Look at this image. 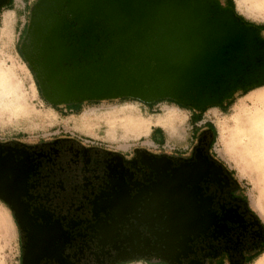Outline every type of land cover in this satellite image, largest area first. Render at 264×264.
Here are the masks:
<instances>
[{
  "label": "flooded vegetation",
  "instance_id": "obj_1",
  "mask_svg": "<svg viewBox=\"0 0 264 264\" xmlns=\"http://www.w3.org/2000/svg\"><path fill=\"white\" fill-rule=\"evenodd\" d=\"M142 1L164 8L193 1L210 22L216 66L193 89L192 102L121 95L52 103L47 99L48 78L38 64L44 48L31 56L23 48L36 11L48 16L59 28L58 37L78 56L79 65L69 61L60 66L62 74L101 60L108 43L118 42L117 34L103 20L80 23L68 1L37 0L32 5L20 0L14 11L19 53L49 105L76 113L86 103L103 100L132 99L148 107L170 102L188 108L193 118L206 107H224L237 90L264 85V39L259 35L264 26L237 15L231 0H225L223 8L217 0ZM14 7V0H0V11ZM206 96L218 97V103L201 107L199 98ZM207 127L206 132L196 130L199 146L188 160L143 151L127 160L102 148H85L73 135L34 147L18 139L0 145V188L9 201L0 200L19 229L20 264H207L225 253L239 264L251 256L246 257V251L264 249V228L246 200L233 195L239 186L232 174L208 155L214 134ZM173 192L180 197L172 201L168 197ZM171 215L181 225V234L173 236L167 227Z\"/></svg>",
  "mask_w": 264,
  "mask_h": 264
},
{
  "label": "water",
  "instance_id": "obj_2",
  "mask_svg": "<svg viewBox=\"0 0 264 264\" xmlns=\"http://www.w3.org/2000/svg\"><path fill=\"white\" fill-rule=\"evenodd\" d=\"M61 1L69 2V11L80 23L103 20L104 26L117 34L118 42L108 43L101 60L93 61L84 70L62 74L60 66L69 61L79 65L78 56L58 37L59 28L38 9L23 48L28 56L44 48L43 60L38 64L41 74L48 78L51 94L47 99L52 103L121 95L145 101L170 96L191 103L193 89L216 66L213 30L193 1L165 8L142 0ZM199 100L201 107L218 103V97ZM0 197L9 201L1 188ZM179 197L178 192H173L168 198L173 201ZM156 198L158 201V194ZM174 216L167 225L173 236L183 232ZM156 222L161 224L159 217Z\"/></svg>",
  "mask_w": 264,
  "mask_h": 264
},
{
  "label": "clouds",
  "instance_id": "obj_3",
  "mask_svg": "<svg viewBox=\"0 0 264 264\" xmlns=\"http://www.w3.org/2000/svg\"><path fill=\"white\" fill-rule=\"evenodd\" d=\"M37 0H28L34 5ZM220 7H225V0H217ZM245 0H234V11L245 21L264 26V17L248 15L241 11V5ZM259 5L264 6V0H255ZM14 8H5L0 11V17L9 12L17 11L20 7L18 0H14ZM260 38L264 39V31H260ZM35 82V77H33ZM31 84L23 86L9 80L4 72L0 70V129L9 119L10 111H22L26 102ZM38 90V89H37ZM232 104L224 111L221 106H211L208 112H223V118L217 121L198 120L192 122V112L188 108H182L179 104H167L162 102L157 108L167 107L178 112L187 114V134L176 139H169L165 135L162 143L153 140L149 146L147 143L126 139L123 135L119 138L109 137L107 134L98 138V142L92 143L87 138L73 136L79 139L85 148H102L104 151L117 153L124 159L132 160L137 151L147 152L154 157H169L191 159L199 146V139L196 138L197 129L202 132L208 131L209 123L214 127V137L208 148V155L228 173L239 186L233 195L246 200L249 211L256 217L258 226L264 228V85L254 86L247 90H237L233 93ZM48 104L47 101H45ZM139 103V102H137ZM247 105L248 107H243ZM51 106V105H49ZM30 125L22 121L20 131L15 137L0 135V145H7L18 139L20 143L27 146H37L41 142H50L49 137L34 138L29 135ZM19 237V229L17 230ZM225 255V264H231L230 259ZM252 255L250 264H264V249L253 250L252 253L245 252V256ZM0 264H8L0 258ZM18 264V258L12 262Z\"/></svg>",
  "mask_w": 264,
  "mask_h": 264
},
{
  "label": "rangeland",
  "instance_id": "obj_4",
  "mask_svg": "<svg viewBox=\"0 0 264 264\" xmlns=\"http://www.w3.org/2000/svg\"><path fill=\"white\" fill-rule=\"evenodd\" d=\"M241 11L248 15L264 17V6L255 0H245L241 5ZM16 19L13 12H9L5 15L4 24L0 28V70L22 89L25 85L32 86L22 111L9 110V119L0 129V134L15 137L20 131L22 121L30 125L29 135L34 138L73 135L98 142V138L107 134L115 138L123 135L126 139L147 143V134L155 125L164 127L169 139L187 134V114L167 107L157 108L162 102L154 107H148L132 99L103 100L86 103L76 113L63 108L58 110L46 104L33 82L32 72L19 53L18 32L14 27ZM222 118L223 112L206 110L202 119L219 122ZM192 122H195L194 118ZM17 230L11 210L0 200V258L8 261V264H12L17 258L20 264V241Z\"/></svg>",
  "mask_w": 264,
  "mask_h": 264
},
{
  "label": "crops",
  "instance_id": "obj_5",
  "mask_svg": "<svg viewBox=\"0 0 264 264\" xmlns=\"http://www.w3.org/2000/svg\"><path fill=\"white\" fill-rule=\"evenodd\" d=\"M18 2L20 3V0H18ZM12 12H13V17L15 16V18H16L15 12L14 11H12ZM4 19H5V16H3L2 23L0 24V28L4 24ZM165 135H166V132H165L164 127H162L161 125H155L154 127H151L150 131L147 134V136H148L147 143L150 146L153 145L152 144L153 140L162 143ZM228 259H230L231 264H238V262L235 259H231L230 257H228ZM252 259H253V256L251 255L250 257L247 258V260L245 262H242L239 264H250ZM133 264H143V263L139 262V263H133ZM155 264H163V263L157 262ZM207 264H225V255L218 256L214 261H209Z\"/></svg>",
  "mask_w": 264,
  "mask_h": 264
},
{
  "label": "trees",
  "instance_id": "obj_6",
  "mask_svg": "<svg viewBox=\"0 0 264 264\" xmlns=\"http://www.w3.org/2000/svg\"><path fill=\"white\" fill-rule=\"evenodd\" d=\"M232 2H233V5H234V0H231ZM235 6V5H234ZM257 86V85H256ZM252 87H254V86H252ZM252 87H249V88H247V89H245V90H243V91H247V90H249L250 88H252ZM232 99L229 101V102H227L226 103V105L224 106V107H222V109L224 110V111H227V109H228V107L232 104ZM208 109V107H206V108H204V109H202L201 110V113L198 115V116H193V118H194V120L195 121H198V120H202V118H203V114H204V112L206 111ZM207 126H209L211 129V131L213 132V134H214V131H215V129H214V127L212 126V124L211 123H209ZM213 137H214V135H213Z\"/></svg>",
  "mask_w": 264,
  "mask_h": 264
}]
</instances>
